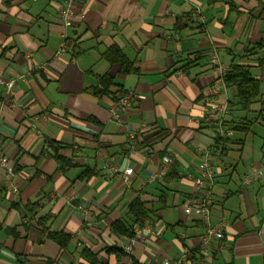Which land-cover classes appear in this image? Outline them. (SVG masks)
Listing matches in <instances>:
<instances>
[{"label": "crops", "instance_id": "1", "mask_svg": "<svg viewBox=\"0 0 264 264\" xmlns=\"http://www.w3.org/2000/svg\"><path fill=\"white\" fill-rule=\"evenodd\" d=\"M64 2L0 0V264H163L184 252L189 264H264V186L243 184L264 154L231 161L244 145L235 131L215 155L213 219L228 224L206 260L203 222L183 207L215 139L202 119L217 78L212 50L226 69L245 64L261 80L253 106L264 114V0H77L67 52L56 56ZM112 44L139 73L122 75L108 63L103 53ZM105 73L115 77L111 92H134L118 114L114 97L92 91ZM21 74L8 90L5 82ZM241 112L232 104L227 121ZM52 141L70 160L66 169ZM164 154L176 162L175 176ZM136 198L150 209L140 221L129 211ZM117 220L145 236L131 252L129 237L113 230ZM49 233L70 239L61 244Z\"/></svg>", "mask_w": 264, "mask_h": 264}, {"label": "built area", "instance_id": "2", "mask_svg": "<svg viewBox=\"0 0 264 264\" xmlns=\"http://www.w3.org/2000/svg\"><path fill=\"white\" fill-rule=\"evenodd\" d=\"M201 15L200 8L196 11ZM60 16L62 19L63 30L61 33V40L56 50V56H60L67 52L69 45V30L73 25V21L77 16V0H65L64 5L60 8ZM210 62L213 65L216 73V80L211 84L210 94L204 106V114L202 119L215 129V139L211 147H209L202 155L201 162L198 166V173L193 181L196 187V193L188 195L183 200V207L187 213L196 212L204 225V232L200 240L201 258L206 260L210 255L212 246L216 241L223 238L224 230L228 224L225 218L213 219V203H214V187L216 182V172L214 167V160L216 153H220L225 149L228 140L233 136L234 130L226 124L227 117L230 114L231 102L229 96V88L225 82V75L227 69L220 60L216 50H212L210 55ZM26 75L21 74L13 77L5 82L8 90H11L15 82L24 78ZM134 98L133 91H127L125 94L115 99L112 103L111 111L118 114L121 110L131 105ZM130 149L136 148L138 139L134 134L129 135ZM4 160H0L3 164ZM165 166H171L174 162L171 155L166 154L163 156ZM118 171V168H113ZM132 167H126L123 170L122 177L125 182L129 183L132 174ZM8 173L7 176H10ZM254 182H260L264 186V165L253 166L243 179L244 185H251ZM17 190V187H13ZM145 236L138 229L135 230L134 235L128 238L124 244V250L131 252L135 241L144 240ZM163 264H189V255L187 252L180 254L176 259L167 260Z\"/></svg>", "mask_w": 264, "mask_h": 264}, {"label": "trees", "instance_id": "3", "mask_svg": "<svg viewBox=\"0 0 264 264\" xmlns=\"http://www.w3.org/2000/svg\"><path fill=\"white\" fill-rule=\"evenodd\" d=\"M177 26L178 28H181L180 23H178ZM103 57L111 66L117 65L119 67V73L122 75H129L133 73L137 74L140 72V68L136 65L135 61L129 59L124 50L116 44L110 45L103 53ZM224 78L228 88H232L234 90V99L230 100L231 106L232 104L237 105L239 106V109L246 113L252 111L253 104L260 101L261 80L251 74L250 69L247 65L234 62L231 63L227 68V72ZM114 85H116L115 77L110 73H105L99 76L98 84L92 88V91L99 96L110 95L114 97V99L119 98L127 92L123 88H120L114 93L111 92L110 89ZM117 93H119L120 95L115 96ZM260 116H262L264 119L262 110H260ZM226 124L235 132L248 133L252 130L253 120L249 119L247 116H244L240 117L239 119H235L232 122L226 121ZM230 140L231 138L228 141ZM50 146L53 150L54 156L59 161L61 167L63 169L69 167L71 165V162L67 157L63 156L60 153L61 146L54 141L50 142ZM226 149L227 148H225L222 152H224ZM171 166V176H175L176 162L174 161ZM82 176L90 177L91 174L86 170L82 173ZM129 211L135 217L136 221H140L141 219H146L148 217L150 209L145 205L144 201L136 198L130 203ZM112 227L115 232L126 235L127 237H131L134 235L133 230L121 220L115 221ZM49 236L57 240L61 244H64L70 239L68 235H65L63 233H49ZM117 251L123 252L120 249H118ZM84 253L88 254V250H85Z\"/></svg>", "mask_w": 264, "mask_h": 264}, {"label": "rangeland", "instance_id": "4", "mask_svg": "<svg viewBox=\"0 0 264 264\" xmlns=\"http://www.w3.org/2000/svg\"><path fill=\"white\" fill-rule=\"evenodd\" d=\"M253 108L254 110L247 114L245 112L240 113V115H247L249 119L253 120V125L252 130L248 133L236 132L234 134L236 139L244 138V145L242 151L239 150L242 147L240 144L233 148L230 153L231 161L237 160L241 156L244 160L249 159L250 161H254L261 158L264 154V119L260 116V105L256 104Z\"/></svg>", "mask_w": 264, "mask_h": 264}]
</instances>
